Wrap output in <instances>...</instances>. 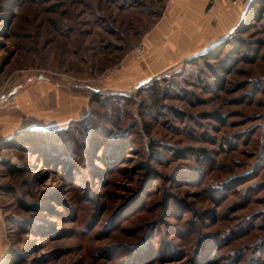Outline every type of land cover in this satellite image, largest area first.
I'll return each instance as SVG.
<instances>
[{"label":"rangeland","instance_id":"rangeland-1","mask_svg":"<svg viewBox=\"0 0 264 264\" xmlns=\"http://www.w3.org/2000/svg\"><path fill=\"white\" fill-rule=\"evenodd\" d=\"M167 2L0 0V264H264V0L216 42L254 60L209 67L215 44L127 82ZM41 83L85 113L23 127Z\"/></svg>","mask_w":264,"mask_h":264},{"label":"crops","instance_id":"crops-1","mask_svg":"<svg viewBox=\"0 0 264 264\" xmlns=\"http://www.w3.org/2000/svg\"><path fill=\"white\" fill-rule=\"evenodd\" d=\"M249 2L250 0H168L160 19L146 37L144 47L147 61L132 68L124 66V80L133 82L148 71L165 69L208 44L225 38L238 26L249 8ZM208 8L217 12V18L207 13ZM45 99L53 101L55 107L48 116L35 106L41 102L45 109ZM13 103L12 107L24 113L21 120L23 127L58 128L65 120L85 113L87 98L41 83L21 90ZM34 111L40 112L35 115Z\"/></svg>","mask_w":264,"mask_h":264},{"label":"trees","instance_id":"trees-1","mask_svg":"<svg viewBox=\"0 0 264 264\" xmlns=\"http://www.w3.org/2000/svg\"><path fill=\"white\" fill-rule=\"evenodd\" d=\"M262 0H252L249 4V14L253 15V19H257L260 17L261 15V11L262 8L259 6V4L261 3ZM256 4H258L256 6ZM241 32L247 31L246 28H241ZM223 43L227 44L230 43L231 46L229 48V51L227 52V54L225 56H223V58H221L220 56L223 53ZM222 44V46H221ZM220 45V46H219ZM218 46V47H217ZM257 51V48H255L254 46V42L251 41L250 39H246V38H242L239 36L235 37V40L233 41H228L227 39H225L222 42H219L218 44H216L214 47H212L211 49H209L207 52L203 53L202 55L204 56V62L206 63L207 66L210 67V65L208 64V59H215L217 62H219V68L223 69L224 71L227 69L228 67V62L229 60H236V61H249V60H254L255 59V52ZM233 55H236V58H233ZM215 83H218L217 81H215ZM97 97V92H93L91 94V99H96ZM79 121V120H78ZM68 126L64 127V128H59V129H51L53 132L56 131H66ZM45 132V130H40ZM13 141L17 140L16 136L12 137ZM9 170L10 171H15L16 168L13 167L12 165H8ZM10 257L12 258V262L11 264H18L19 262V258L18 256H14V255H10Z\"/></svg>","mask_w":264,"mask_h":264},{"label":"built area","instance_id":"built-area-1","mask_svg":"<svg viewBox=\"0 0 264 264\" xmlns=\"http://www.w3.org/2000/svg\"><path fill=\"white\" fill-rule=\"evenodd\" d=\"M207 13H209L213 18H217V12L213 10L212 8L207 9ZM133 54L137 59H144L145 58V50L142 45H138L135 48H133ZM116 67H112L109 70H107L109 73H112L115 71Z\"/></svg>","mask_w":264,"mask_h":264},{"label":"water","instance_id":"water-1","mask_svg":"<svg viewBox=\"0 0 264 264\" xmlns=\"http://www.w3.org/2000/svg\"><path fill=\"white\" fill-rule=\"evenodd\" d=\"M215 44H216V42L210 43V44H208L205 48H203L201 51H205L206 49L212 47V46L215 45Z\"/></svg>","mask_w":264,"mask_h":264}]
</instances>
